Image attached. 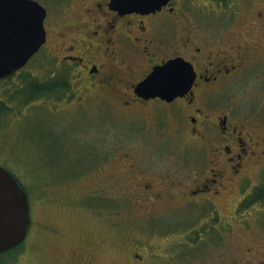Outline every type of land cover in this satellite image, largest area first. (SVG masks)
I'll list each match as a JSON object with an SVG mask.
<instances>
[{"label": "flooded vegetation", "instance_id": "flooded-vegetation-1", "mask_svg": "<svg viewBox=\"0 0 264 264\" xmlns=\"http://www.w3.org/2000/svg\"><path fill=\"white\" fill-rule=\"evenodd\" d=\"M62 1L68 0H52L51 5ZM109 1L75 0L77 7L61 17L63 25L58 31L54 29L51 8L42 5L46 10L44 43L24 67L11 78L0 79V82L12 81L27 65H49L48 74L30 82L38 90L27 97L23 94L22 99L15 102L22 104L41 99L40 104L34 103L33 106L45 108L53 121H59L60 117L55 115L70 116V107L76 105L81 108L85 98L99 96L102 108L126 119L127 129H130L127 136L143 138L151 134L158 139L156 142L128 140L130 145L123 151L140 146V143L150 147L163 145L165 133L171 131L186 134L187 140L201 143L199 147L208 153L207 169L201 177L193 180L186 191L187 199L181 204H190L199 212L206 206L208 217L198 226L174 223L173 228L179 229V238L167 240L168 246L173 248L166 254L168 248L161 247L162 260L167 259L162 264H176V252L185 255L189 251L195 252L197 246L206 247L207 258L202 264H264V93L256 95L260 101L256 116L236 114L233 104H222L224 108L216 110L215 99L209 98L211 92L217 85L227 84L232 77L230 75L242 71L244 62L248 60L245 52L248 49L234 50L233 58L217 52L212 59L215 47L210 43L214 35L206 32L203 38H196L192 32L193 23L184 13L192 8L203 16L227 21L228 17L240 12L253 20H264V3L261 5V0H192L189 5L181 7L178 1L168 0L154 11L119 13L108 6ZM199 1L203 3L200 5ZM249 26L247 29L258 27L255 23ZM232 44L226 40L221 46L226 50V45ZM236 47L241 48L240 45ZM38 56L40 60L34 62ZM175 58L190 63L194 71V81L187 93L170 101L159 97L144 99L135 94V86L155 67ZM140 59L145 62H140ZM53 78H60L63 83L55 82ZM68 79L75 82L74 87ZM0 106L10 107L7 104ZM4 112L2 110L1 113ZM62 127V131L57 127L59 133L54 132V128L48 129L46 135L45 154L61 148L64 157L55 159L51 169L47 167L46 172H52L54 176L46 177L45 181L53 187L48 189L46 185L42 193L45 196L99 195L108 197L111 204L116 190L104 191V186L113 188L107 181H111L115 174L105 176L101 172L99 179L102 184L97 189L79 190L77 182L84 178V161L93 162L87 165L88 171L93 169V172L105 163L112 167L117 165L116 162L96 152L84 153L82 147L79 149L80 138L75 136L73 141L68 135L71 132L65 130L66 125ZM39 148L32 151L46 162L47 158L39 154ZM85 155H88L86 160ZM123 157L128 164H123L122 176L133 179L138 185L130 196H124L130 208H142L152 196L168 195L162 191L170 182H165L168 179L156 184L152 177H148V183L141 185L137 177L139 167L134 162L136 155L124 153ZM58 160L61 163H57ZM163 229L168 230L169 227ZM200 241L204 243L200 245ZM200 253H203L202 249ZM186 255V264L196 261L192 255ZM133 258L136 259L133 264L147 263L138 252L133 254ZM86 264L90 263L87 261Z\"/></svg>", "mask_w": 264, "mask_h": 264}, {"label": "rangeland", "instance_id": "rangeland-1", "mask_svg": "<svg viewBox=\"0 0 264 264\" xmlns=\"http://www.w3.org/2000/svg\"><path fill=\"white\" fill-rule=\"evenodd\" d=\"M176 1L182 7L189 5L192 0ZM37 2L51 8L50 15L54 16L56 31L63 25L61 17L68 10L77 7L75 0L62 1L57 5H51L52 0ZM197 3L201 5L203 2ZM263 3L264 0H261V5ZM184 13L193 23L192 32L196 38H203L206 32L214 35L210 43L215 47L212 59L217 52H224L233 58L234 50L248 49L245 50L248 60L244 62L242 71L230 75L232 77L227 84L217 85L209 98L215 99L216 110L223 109V105L233 104L236 114L239 113L243 117L256 116V107L260 105L259 96L264 93V20H253L242 16L240 12L228 17L227 21L203 16L192 8H188ZM252 23L258 27L247 29ZM226 40L234 43L233 48L226 45V50H223L221 44L224 45ZM237 45L241 48L238 49ZM163 49L167 51L166 48ZM37 60H40L39 56L34 62ZM140 62L145 60L140 59ZM49 67L27 65L12 81L0 82V105L10 106L4 108L7 117L1 118L4 119V124L2 131L0 130V165L7 166L6 168L17 176L27 192L30 205V225L25 239L18 247L2 253L0 260L5 264H86L87 261L90 264H133V260H136L133 254L138 252L145 262L147 261L144 264L164 263L167 259L162 260L161 247L168 248L166 254L173 248L168 246L167 240L179 238V229L173 228L174 223L186 222L198 226L208 217L206 206L201 207L199 212L190 204H181L187 199L186 191L192 186L193 180L205 173L208 153L205 148L199 147L201 143L198 141L187 140L186 134L181 135L174 131L165 133L163 145L150 147L140 143V146L132 145L135 148L123 151L130 145L129 141L156 142L158 139L151 134H146L143 138L127 136L130 129H127L126 119L102 108L99 96L85 98L81 108L76 105L70 107V116L55 115L60 117L59 121H53L45 108L33 106L34 103L40 104L41 99L22 104L15 102L22 99L24 93L21 92L26 89L24 86L31 84L33 79H40L43 74H48ZM58 80L63 83L60 78L55 82ZM67 81L72 87L75 86L74 81ZM77 109L78 112H75ZM35 117L38 121L41 120L40 124L33 123L22 130L23 123L34 122ZM104 117V120H100ZM63 124L66 125V132H71L68 135L73 141L75 136L80 138L79 149L82 147L84 153L96 152L99 156L106 155L105 159L111 158L116 162L117 165L112 167L106 166L108 163H105L93 172V169L88 171L87 168V165L93 162L84 161V178L77 182L79 190L97 189L102 184L99 179L101 172L105 176L115 174L111 181H107L113 188L104 186V191L116 190L111 204L108 203V197L99 195L45 196L42 193V190H46V177L54 176L52 172H46L47 167L51 169L55 159L64 157L61 148L45 154L46 135L51 128L59 133L57 127L62 131ZM18 131L20 132L16 134ZM74 132L76 133L72 135ZM17 135H20V140L15 141ZM5 140L9 141L4 142ZM29 142L32 144L26 148ZM41 143L42 146L38 150L39 154H45V164L32 151ZM124 153L136 155L134 162L139 167L140 174L137 177L141 180V185L148 183V177H152L156 184L168 179L165 182H170L162 188L168 195L152 196L153 198L144 202L142 208L140 205V208L135 210L130 208L124 196H130V192L135 191L138 185L133 179L122 176L123 164L126 166L127 163L123 157ZM84 157L86 160L88 155ZM57 163L61 162L58 160ZM47 187L51 189L53 185ZM165 226L169 229H163ZM202 243L204 242H199L200 245ZM200 249L203 253L198 254ZM182 253H175L176 264H186V254L192 255L196 260L192 264H202L207 258L205 246H197L195 252L189 251L185 255Z\"/></svg>", "mask_w": 264, "mask_h": 264}, {"label": "water", "instance_id": "water-1", "mask_svg": "<svg viewBox=\"0 0 264 264\" xmlns=\"http://www.w3.org/2000/svg\"><path fill=\"white\" fill-rule=\"evenodd\" d=\"M168 0H110L119 13L149 12ZM46 11L34 0H0V78H8L44 43ZM190 63L182 58L168 60L139 82L134 92L144 99L170 101L189 91L194 81ZM30 225L28 197L5 168L0 166V254L19 245Z\"/></svg>", "mask_w": 264, "mask_h": 264}, {"label": "trees", "instance_id": "trees-1", "mask_svg": "<svg viewBox=\"0 0 264 264\" xmlns=\"http://www.w3.org/2000/svg\"><path fill=\"white\" fill-rule=\"evenodd\" d=\"M24 88H26L25 90H24V92H21V93H24V95L27 97L31 92H35V91H37L38 90V88L37 87H34L32 84H27L26 85V87L24 86ZM30 89H31V91H30ZM39 94V93H38ZM2 110H4V108L3 107H1L0 106V130H1V128H2V124H4V122H3V120L1 119L2 118V116H5V118L7 117V115H5L4 113H1L2 112ZM40 122H41V120H39L38 121V119H37V121L36 122H31V123H26V122H24L23 123V126H22V130H23V128H25V127H28L29 125H31V124H33V123H38V124H40ZM42 124V123H41ZM43 126V125H42ZM2 131V130H1ZM20 131H18L16 134H18ZM20 138V135H17V139L15 140V141H17V140H20L19 139ZM9 140H5L4 142H8ZM0 142H2V141H0ZM20 142H18V144H19ZM29 144H32L31 142H29L28 144H26V148H27V146H29ZM25 145V144H24ZM39 146L41 147L42 146V143L41 144H39ZM23 148L25 147V146H22ZM43 156H45V154H43ZM35 157H36V155H35ZM25 158V157H24ZM85 158V157H84ZM26 159V158H25ZM44 164H45V161H42ZM4 166V165H3ZM4 167H7V166H4ZM14 176L17 178V176L14 174ZM14 249V248H13ZM0 264H5L2 260H0Z\"/></svg>", "mask_w": 264, "mask_h": 264}]
</instances>
